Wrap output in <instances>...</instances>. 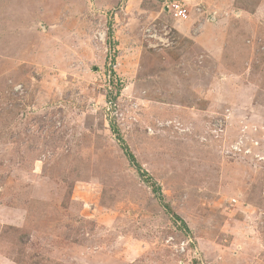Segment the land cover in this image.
<instances>
[{
  "label": "rangeland",
  "instance_id": "1",
  "mask_svg": "<svg viewBox=\"0 0 264 264\" xmlns=\"http://www.w3.org/2000/svg\"><path fill=\"white\" fill-rule=\"evenodd\" d=\"M0 264H264V0H0Z\"/></svg>",
  "mask_w": 264,
  "mask_h": 264
},
{
  "label": "built area",
  "instance_id": "2",
  "mask_svg": "<svg viewBox=\"0 0 264 264\" xmlns=\"http://www.w3.org/2000/svg\"><path fill=\"white\" fill-rule=\"evenodd\" d=\"M172 8L174 10L175 13H177V16H183V14L185 13V11L183 10L182 6L178 3H173Z\"/></svg>",
  "mask_w": 264,
  "mask_h": 264
},
{
  "label": "trees",
  "instance_id": "3",
  "mask_svg": "<svg viewBox=\"0 0 264 264\" xmlns=\"http://www.w3.org/2000/svg\"><path fill=\"white\" fill-rule=\"evenodd\" d=\"M177 220H179V222L181 223V225L183 226V228H186V225L182 222L181 219H179L178 217H176Z\"/></svg>",
  "mask_w": 264,
  "mask_h": 264
}]
</instances>
